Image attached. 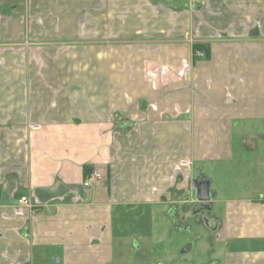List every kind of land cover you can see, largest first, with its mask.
Here are the masks:
<instances>
[{
    "label": "crops",
    "instance_id": "crops-1",
    "mask_svg": "<svg viewBox=\"0 0 264 264\" xmlns=\"http://www.w3.org/2000/svg\"><path fill=\"white\" fill-rule=\"evenodd\" d=\"M260 140L264 0H0V264H140L170 224L192 254L201 176L208 264H264Z\"/></svg>",
    "mask_w": 264,
    "mask_h": 264
},
{
    "label": "rangeland",
    "instance_id": "rangeland-1",
    "mask_svg": "<svg viewBox=\"0 0 264 264\" xmlns=\"http://www.w3.org/2000/svg\"><path fill=\"white\" fill-rule=\"evenodd\" d=\"M257 143H258V147L261 148L262 146L264 149V142L262 140H260ZM240 147H241V150H243V147L242 146ZM249 154L250 153L247 151L239 153L242 159L241 160L242 164L241 165L235 164L234 168H231L230 175L228 176L229 180L231 177L233 178L229 182H227L228 185L234 190H237L239 193L246 191V189L248 187H251L252 185L251 184L253 181V169L251 168L252 162H248L247 160L248 158L247 156ZM242 195L246 196L245 193H242ZM235 196H239V195L235 194ZM202 214L203 213L197 214V216H199L200 219L198 220L197 226L194 224V228L192 229L193 233L196 235V239L198 240L196 244L198 242H202V245H201L202 248L201 246H198L192 254L181 255L180 251L183 250L181 247L183 245L182 241H184V243L186 241H193L194 237H192L190 234H187L186 232H183L182 229L185 227L179 226L178 228L174 229V225L170 224V225H167V231H169V236L166 238L163 235L161 238L166 239V240H163L164 241L163 246L168 248L169 252L172 251V253L168 254V252H163L161 247H159V245L154 244L143 251L145 253V257L140 264L144 262L146 264H171V260H169L167 256H171L173 262L180 261V262H185L186 264H192V263L195 264L194 262L195 260H197L198 264H208L210 260L215 261L214 259H211L210 257L211 255L209 256L207 255L209 254L207 253V251H213V248L219 247V244L216 243L215 241L216 237H214V235L211 233L212 230H210L209 228L207 230V227L204 223L205 220L201 219ZM155 217L158 218L159 214H155ZM154 223H156L155 220H154ZM190 226H191V223H189V226L187 227H190ZM157 227L158 226L154 225V229ZM177 229L181 231L177 232L176 231ZM155 241L157 240L155 239L152 240V243H154ZM203 242H204V246L207 247L206 252L202 251L205 249V247L203 246Z\"/></svg>",
    "mask_w": 264,
    "mask_h": 264
},
{
    "label": "water",
    "instance_id": "water-1",
    "mask_svg": "<svg viewBox=\"0 0 264 264\" xmlns=\"http://www.w3.org/2000/svg\"><path fill=\"white\" fill-rule=\"evenodd\" d=\"M211 182L201 176L198 180H195L193 188L197 192V204L194 206V214H198L201 211H211V206L208 204L210 201L209 189Z\"/></svg>",
    "mask_w": 264,
    "mask_h": 264
},
{
    "label": "built area",
    "instance_id": "built-area-1",
    "mask_svg": "<svg viewBox=\"0 0 264 264\" xmlns=\"http://www.w3.org/2000/svg\"><path fill=\"white\" fill-rule=\"evenodd\" d=\"M199 56L203 57L204 54L202 52H198L197 53ZM34 131H39L40 130V126H34L32 128ZM182 167H189L190 163L188 162H182L181 163ZM100 180H102V174L98 171H94L92 174L88 175L85 180L83 181V187L86 189H90L92 188L97 182H99ZM18 205L20 208H28L31 209V212L33 215H35V208H33V205L31 204V202L29 201V199L24 196L21 197L18 200Z\"/></svg>",
    "mask_w": 264,
    "mask_h": 264
},
{
    "label": "trees",
    "instance_id": "trees-1",
    "mask_svg": "<svg viewBox=\"0 0 264 264\" xmlns=\"http://www.w3.org/2000/svg\"><path fill=\"white\" fill-rule=\"evenodd\" d=\"M202 52L205 57H209V50L206 49L202 44H195L194 45V53Z\"/></svg>",
    "mask_w": 264,
    "mask_h": 264
}]
</instances>
